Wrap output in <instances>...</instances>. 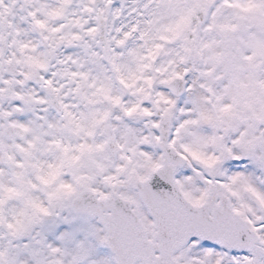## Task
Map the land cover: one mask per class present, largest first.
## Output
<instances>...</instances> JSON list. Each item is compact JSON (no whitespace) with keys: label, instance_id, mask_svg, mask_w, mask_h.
Instances as JSON below:
<instances>
[{"label":"snow or ice","instance_id":"6c2138e0","mask_svg":"<svg viewBox=\"0 0 264 264\" xmlns=\"http://www.w3.org/2000/svg\"><path fill=\"white\" fill-rule=\"evenodd\" d=\"M0 264H264V0H0Z\"/></svg>","mask_w":264,"mask_h":264}]
</instances>
